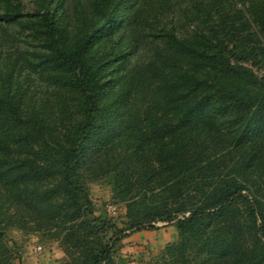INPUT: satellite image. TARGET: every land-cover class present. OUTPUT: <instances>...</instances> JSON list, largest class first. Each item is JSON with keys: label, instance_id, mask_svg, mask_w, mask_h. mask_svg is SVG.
<instances>
[{"label": "trees", "instance_id": "trees-1", "mask_svg": "<svg viewBox=\"0 0 264 264\" xmlns=\"http://www.w3.org/2000/svg\"><path fill=\"white\" fill-rule=\"evenodd\" d=\"M132 1L71 0L81 17L68 43L60 26L64 0H41L31 14L21 0H0V27L16 24L40 47L26 52L24 64L49 72L74 101L54 119L25 113L12 74L0 78V124L7 126L0 133V247L13 216L27 223L25 215L36 213L64 227L70 264H110L126 236L94 214L80 175L90 164L92 178L111 176L120 194L139 189L127 205L138 206L129 226L135 232L161 222L176 228L184 246H200L211 264H264V70L244 64L257 55L253 65H264V40L241 37L218 47L215 36L180 38L174 27L162 28L163 46L134 63L110 95L132 52L98 42L135 25ZM239 145L245 151L236 157ZM56 198L62 203L52 204Z\"/></svg>", "mask_w": 264, "mask_h": 264}, {"label": "rangeland", "instance_id": "rangeland-1", "mask_svg": "<svg viewBox=\"0 0 264 264\" xmlns=\"http://www.w3.org/2000/svg\"><path fill=\"white\" fill-rule=\"evenodd\" d=\"M134 1L139 7L135 25L125 31L123 36L122 32H116L98 42L100 48H108L112 43H118L122 49L132 52L124 70L115 75L116 79L108 90L110 95L119 89L123 83V77L134 63L148 61L153 54V49L163 46L162 40L157 39L162 28L174 27L180 38L193 39L206 36L210 39L211 36H215L216 41L212 45L218 47L231 48L241 37H247L250 43L259 45L264 40L262 27L258 24V21L264 23L262 2L242 4L238 0ZM10 2L14 4L15 0ZM21 2L28 14L36 11L41 4V0H21ZM70 2L71 0H64L63 8L59 13L62 19L60 24L62 35L68 43L79 35L81 17L75 3ZM80 2L85 5V0ZM3 9L2 5L0 12H4ZM26 32L16 24L1 25L0 78L6 73L12 74L14 81L12 90L17 98L20 97L25 113L37 110L40 114L54 119L61 112L62 107L71 106L74 101L71 100L69 92L51 84L49 72L34 71L24 64L23 58L27 51L40 50L37 42L32 41ZM130 39H135L134 48L128 47ZM258 58L259 56L253 55L249 58V62L244 64L254 71L264 70L262 61L253 65ZM5 129L7 126L0 124V133H3ZM252 148L257 150L256 144H253ZM244 151L245 146L239 145L235 149V156L244 155ZM88 166L90 164L80 171V175L93 205L94 214L110 220L115 230L123 231L121 236H126L117 244L110 264H211L204 254L200 255L199 250L202 251L199 249L200 246L189 247L191 242L185 243V246L181 243L182 238L174 226L157 222L151 224L155 230L142 229L135 232V228L129 226L133 215L139 211L138 206L128 207L127 205L132 202L131 197H136L135 194L139 189L133 188L130 193L120 194L119 190L115 189L111 176H98L95 172V177L92 178L93 173L88 172ZM51 185V180L42 183L44 188ZM120 195L127 198L124 199ZM52 202V204L62 203L60 198ZM17 211L19 214L24 213L23 210ZM8 212L14 213V208H10ZM25 216L28 218L27 223H22L21 216L16 215L12 218L15 226L4 225L7 236L0 247V255L2 253L5 255L3 257L7 258V264H70V258L64 251V234L61 233L65 231L64 227L56 226L55 221H46L36 213H28ZM78 237L79 231L73 234L72 238L75 240H68V246ZM246 241L250 242L248 238ZM38 247L41 248L40 251H37ZM181 250L185 251L182 253ZM215 264L222 263L215 261Z\"/></svg>", "mask_w": 264, "mask_h": 264}, {"label": "built area", "instance_id": "built-area-1", "mask_svg": "<svg viewBox=\"0 0 264 264\" xmlns=\"http://www.w3.org/2000/svg\"><path fill=\"white\" fill-rule=\"evenodd\" d=\"M40 249H41V248H40V247H38V248H37V251H40Z\"/></svg>", "mask_w": 264, "mask_h": 264}]
</instances>
